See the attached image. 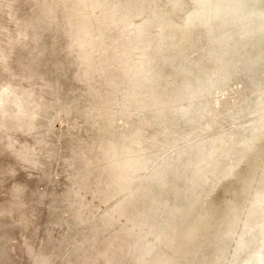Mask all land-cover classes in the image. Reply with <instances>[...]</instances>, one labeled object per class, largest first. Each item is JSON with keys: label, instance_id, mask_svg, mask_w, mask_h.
I'll return each instance as SVG.
<instances>
[{"label": "rangeland", "instance_id": "374dc122", "mask_svg": "<svg viewBox=\"0 0 264 264\" xmlns=\"http://www.w3.org/2000/svg\"><path fill=\"white\" fill-rule=\"evenodd\" d=\"M65 1L69 2L71 12L60 23L57 10L50 5L48 10L43 0H0V264H130V256L143 242L147 222H151L149 211L162 200L155 196V181H143L155 171L154 168L147 172L151 162L153 168L156 158L152 147L155 146L159 154L174 156L190 139L203 133L217 139L222 147L229 133V112L243 108L236 109L241 101L238 95L242 97L244 91L231 84L220 93L202 96L196 102H188L193 100L190 97L179 104L191 103L206 109L194 129L185 123L191 112H187L186 117H183L186 113L180 114L182 125L178 124L180 122L174 125L173 111L179 107L170 108V115L160 126L162 129L157 124V116L151 117L152 112L141 116L124 112L118 115L114 101L117 88H113L116 80L101 68L85 72V61L73 38L77 24L73 14L79 11L72 0ZM161 4L162 7L155 8L156 17L162 28L168 23L173 30L165 35L166 51L162 52V57H166L168 47L175 44L174 50L182 54L190 55L195 51L193 57L204 70L221 71L223 63L229 62L221 47L211 45L201 30L180 31L184 29L181 17L190 9L186 0H161ZM103 7L100 5L97 11L89 8L87 12H93L100 26L115 30L109 18H104ZM174 81V78L168 79L167 86ZM96 91L106 105L99 118H87L84 109L96 103L92 96ZM132 112L137 111L129 113ZM105 115H115L116 119L105 118ZM192 116L193 121L199 117L195 113ZM139 120L148 124L141 125L143 122ZM106 123L111 134L106 131ZM138 131L139 136L134 138ZM97 144H105L101 153L91 148ZM263 144L264 138L258 139L252 149L260 148L257 161L253 162L258 169H253L248 189L251 194L238 197L237 191L242 190L239 181L242 177L238 176L231 186H224L227 190H219L213 200L225 210L232 202L243 199V209L234 218L238 239L236 236L229 242L219 236L221 240H213L208 234L196 239L194 254L208 258L211 264H264ZM130 154L134 159L132 167L126 164ZM102 157L107 162L104 171L114 188L110 194L120 195L119 201H123L122 208L113 211L115 218H119L114 226L109 218L98 216L112 204L101 203L107 191L103 183H95L103 176L99 174L104 166ZM139 173L144 175L135 186L132 177ZM120 178L126 182L122 183ZM232 186L235 189H230ZM127 188L140 191L136 195L137 190L131 193ZM149 192L152 193L148 195ZM132 194L133 198L128 199ZM146 194L151 197L149 200ZM256 215L259 217H254ZM209 224L212 228L216 222L211 220ZM133 227L139 228L138 234L133 232ZM117 229L122 231L116 233ZM243 232L249 240L245 241L248 246L245 254L238 250ZM118 235L123 236L122 242L127 248L124 245L116 253L110 252V245H106L108 249L102 248L103 239L108 240L104 243H120Z\"/></svg>", "mask_w": 264, "mask_h": 264}, {"label": "bare ground", "instance_id": "6f19581e", "mask_svg": "<svg viewBox=\"0 0 264 264\" xmlns=\"http://www.w3.org/2000/svg\"><path fill=\"white\" fill-rule=\"evenodd\" d=\"M43 2L47 8L50 5L57 10V18H59L57 20L60 23L65 21L71 12L69 2L65 0H52V3L43 0ZM71 2L79 11L73 14L74 21H77L73 38L85 61V72L101 68L115 78L116 81L113 84L115 86L112 85V87L117 88L114 101L117 104V111L119 110L118 115L124 112L126 115L139 113L138 116H141L152 112L151 117L157 116L159 122L157 124H159V129H162L161 125L166 120V116L170 115V108L179 107L173 111L174 125L180 122V114L186 113L183 115L186 117L187 112H191L189 120L185 123L190 124L194 129L206 109H201L191 103L179 106L180 103L190 97L193 100L188 102H196L202 96L222 92L231 84L236 89L240 88L244 91V94L240 93L242 97L238 95L241 101L238 107L235 106L236 109L242 106L243 108L229 112L231 118L228 125L229 133L225 136L222 147L218 145L217 139H211L205 133L202 136H194L174 156L166 155V153L159 154L153 146L151 151L156 153L154 165L151 169V162L146 170L151 172L155 168V171L151 172L148 179L143 180L144 182L155 181L153 182V185H156L155 196L162 200L159 206L149 211L152 215L150 216L151 222H147L143 242L138 249L136 248V252L133 250L130 256V264H211L208 258L194 254L195 239L200 234L201 236L202 234L211 235L213 240H217L219 236L222 240L229 242L236 236L238 239L239 234L237 235L235 231L237 220L234 218L244 206L243 199H238L224 210L221 204H214L213 200L219 190H227L224 186L230 185L238 176L242 177L239 181L243 192L253 175L254 167L258 169L257 163L254 165L253 162L257 161L256 156L260 148L258 150L256 147L254 151L251 150L258 138H264V21H259V14L264 12V0H186L190 9L183 18L181 17L184 29L180 31L182 33L189 29L201 30L202 33H206L205 38L209 39L211 45L215 44L223 49L224 58L229 62L223 63L221 71L216 73H212V70L206 71L199 65L198 59L193 57L195 51L190 55L182 54L178 49L174 50L175 44L170 45L166 57H162V52L166 51L165 35L173 30L168 23L165 28L164 26L162 28V23L156 17L155 8L162 7L161 0H114L112 4L105 0H72ZM100 5L105 6L102 10L104 18H109L108 20L111 21L109 24H113L115 30L110 29L109 31L108 27L100 26L98 24L100 21H96L98 19H95L93 12H87L89 8L92 11L99 10ZM258 41L259 45H257ZM164 73H169L171 76L164 75ZM171 78L176 81L168 87L166 83ZM92 96L97 100L96 103L86 107L84 111L87 118L97 119L101 116V110L106 104L99 92H94ZM115 103H112V106ZM132 110L137 112L129 113ZM176 113L179 116H176ZM193 113L199 116L195 121H193ZM107 117L116 119L115 115H105V118ZM139 121L143 122V120ZM144 124L148 123L143 122L141 125ZM178 124L182 125L181 122ZM105 128L108 134H111L107 123ZM138 136L139 131L134 138ZM104 146L105 144H97L91 148L96 151L99 149L101 153L100 150ZM141 152L145 153V151ZM148 159H145L146 162L150 160ZM101 164L104 166L99 174L104 177L101 176V179L98 178L95 183L99 185L103 183L107 191L108 196L106 195L101 203L113 204L119 201L121 196L110 194L114 188L104 171L107 162L103 157ZM126 164L129 167L134 165L131 154ZM144 167L142 172H144ZM137 168L138 166L133 169ZM161 169L166 170L156 174ZM144 173L142 176L140 173L134 175L132 184L136 186ZM233 188V186L230 187V189ZM132 189L127 188L131 193L134 191ZM139 191L137 190L136 195ZM239 191L236 193L238 197L242 193ZM150 193L152 192L148 195ZM132 196L133 194L128 199L133 198ZM172 197L177 200L172 201ZM146 198L149 200L151 197L146 194ZM112 204L98 216L109 218L111 226H114L119 218H115L113 211L122 208L123 201L115 203L114 206ZM211 220L216 222L212 228L209 224ZM138 230L139 228L135 227L133 232L138 234ZM120 231L122 229H117L116 233ZM117 237L120 238V243H104L108 240L103 239L102 248L108 249L106 245H110L111 253L121 250L124 245L127 248L128 245L122 242L123 236L118 235ZM241 238L242 241H249L244 232ZM247 248L248 246L244 243L238 250L245 254ZM227 261L226 259V263Z\"/></svg>", "mask_w": 264, "mask_h": 264}, {"label": "water", "instance_id": "95a60500", "mask_svg": "<svg viewBox=\"0 0 264 264\" xmlns=\"http://www.w3.org/2000/svg\"><path fill=\"white\" fill-rule=\"evenodd\" d=\"M259 21H264V12H263V14H259ZM260 43H259V41H258V43H257V45H259ZM258 139H260V138H258ZM257 139V140H258ZM254 148V147H253ZM252 148V149H253ZM252 151V150H251ZM253 180V176L251 175V177H250V181H249V183H248V185H247V182H246V188L244 189V191L242 192V190L240 191V192H242L240 195H239V197L241 196V195H250L251 193H248V189H250L249 187H250V184H251V181ZM242 187H243V184H242ZM243 196V197H244ZM251 197H252V195H251ZM207 218V217H206ZM201 235V234H200ZM199 236H197V238H198ZM196 240V239H195ZM196 243V241H194V243H193V245ZM245 243V241L243 242L242 241V238L240 239V241H239V248H240V246H242V244H244Z\"/></svg>", "mask_w": 264, "mask_h": 264}]
</instances>
